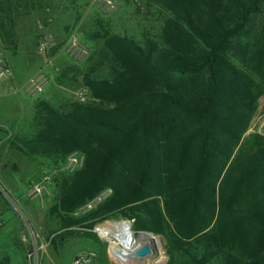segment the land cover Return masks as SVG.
<instances>
[{"label": "trees", "instance_id": "1", "mask_svg": "<svg viewBox=\"0 0 264 264\" xmlns=\"http://www.w3.org/2000/svg\"><path fill=\"white\" fill-rule=\"evenodd\" d=\"M144 1L163 14L157 40L100 25L88 38L101 39L109 75H83L85 103H38L40 129L12 144L59 165L84 155L58 181L62 236L89 237L120 214L163 238L166 264H264V134L246 136L264 97V0ZM45 2L0 0L5 49L17 46V20Z\"/></svg>", "mask_w": 264, "mask_h": 264}, {"label": "rangeland", "instance_id": "2", "mask_svg": "<svg viewBox=\"0 0 264 264\" xmlns=\"http://www.w3.org/2000/svg\"><path fill=\"white\" fill-rule=\"evenodd\" d=\"M115 1L117 7L107 10L101 4V0H46L44 9L30 14L44 28L27 18L19 21L22 50L31 46L33 34L38 32L54 36L55 43L52 46L54 53L61 51L64 43L74 33L82 43L87 45L90 53L82 62L73 60L63 50V53L74 61L69 59V62L77 66L72 85L75 88L73 103H81L76 96L78 90H82L87 95L85 102L90 100L83 85L84 74L91 72L92 77H106L110 72L108 62L101 54V39L90 40L88 34H97L102 25L113 33L134 38L141 45L145 42V36L153 40H157L159 36L163 22V14L159 6L144 0ZM8 58L12 68L11 74L12 72L13 74L0 80V90L4 91V94H0V124L11 125L15 119L27 118L33 114L29 108L25 113L19 110V104L30 102L19 88L25 83L22 81L19 83V80L25 79V75L32 73L37 63L41 61L42 64L44 54L42 52L40 56L33 58L31 64H22L11 54H8ZM12 77L19 85L11 82ZM59 80L63 82L65 77L61 74ZM39 129L36 123V129L21 126L19 135L9 128L0 130V186L5 191L2 195L0 194V215L5 214L7 222L4 224L3 220H0V264H28L27 252L35 243L45 245L40 254L41 264H73L75 258L83 253L94 256L89 264H122L119 260L111 258L108 241L97 232L100 225L113 222H127L132 226L133 221L120 214L111 215L104 221L96 223L91 231L93 234L89 237L81 234L89 230H80L79 234L74 236H62L65 229L61 228L60 219L56 213H52L58 198V181L79 170L84 164V155L73 152L63 165H59L60 163L57 164L58 162L51 158L26 156L12 144L17 143V139L31 138L35 135L34 130ZM251 133L264 134V97L258 101L256 115L246 136ZM70 156L77 160V163L71 167L68 166ZM44 177H49V180L44 183L46 190L42 195L31 193L30 186L42 182ZM110 193L111 189H105L89 204L76 210L73 215L84 214L107 198ZM88 205L92 207L88 209ZM131 231L137 245L148 243L146 238H142L143 232ZM154 238L157 239L153 242L154 244L148 243L153 254L137 259L136 264L167 263L168 256L163 238L161 236H154Z\"/></svg>", "mask_w": 264, "mask_h": 264}, {"label": "crops", "instance_id": "3", "mask_svg": "<svg viewBox=\"0 0 264 264\" xmlns=\"http://www.w3.org/2000/svg\"><path fill=\"white\" fill-rule=\"evenodd\" d=\"M24 18H27V19L33 20L34 22L39 23L33 15L22 17L17 20L16 33L18 36V42H17V46L14 51L5 49L0 41V50H1L0 56L5 57L7 61L9 62V64H10V60L8 58V54H11L15 58H17V60L22 64L24 63L31 64L30 62L33 61V58L40 56V54L42 53L37 50V46H36L37 45L36 39L38 35H42L41 32L33 34L31 46L22 50L21 43H20V31L18 28H20L19 21ZM40 27H43V26L40 24ZM50 51L48 53H43L44 61L42 62V64H41V61L37 63V65L35 66V70L32 73L25 75L26 77L25 79L19 80V83L22 81L26 84L27 81L31 77L37 74L43 75L47 80V85L43 93L36 95L34 97L28 95L22 89L25 84L23 86L21 85L19 86L20 90H22L23 93L27 96V98L30 99V102L26 101L24 103L19 104V110L22 111V113H25L26 109L29 108L33 111V114L30 116L28 115L29 117L27 118H22V117L17 118L14 120V122L11 125H8L5 123L0 124L1 128H9L13 130L15 134L19 135L18 134L19 130L21 126L23 125L26 126L28 129H32V128L36 129V123H37L36 122V112H37L38 103L45 102L54 108L62 109V110L68 109V107L71 104H73L75 88L72 85H73L74 72L76 70L75 68L77 66L76 64H71L69 62L70 58L65 53H63L64 52L63 48H61V51L57 53H54V48ZM10 67H11V64H10ZM79 67L80 66L78 65V68ZM12 74L10 76H12ZM61 74L63 75V77H65V80L63 82L62 80L61 81L59 80V75ZM10 80L11 82L14 83V85L18 84L17 82H15L16 79L14 77H12ZM80 80H82V78H80ZM17 91L18 89L15 90V93ZM79 91H82V90H78V92ZM0 94H4V91L0 90ZM34 131H35V134L38 132L36 130ZM4 215H0V218H1L0 220H3L4 224H6L7 222L5 220L6 218L4 217Z\"/></svg>", "mask_w": 264, "mask_h": 264}, {"label": "built area", "instance_id": "4", "mask_svg": "<svg viewBox=\"0 0 264 264\" xmlns=\"http://www.w3.org/2000/svg\"><path fill=\"white\" fill-rule=\"evenodd\" d=\"M101 4H103L104 8H106L107 10H113L117 7V3L115 0H101ZM36 43L39 51L43 53H48L55 43V38L51 34H42L38 36ZM63 50L68 54L69 57L78 62H82L85 58H87L90 53V50L88 49L87 45L82 43L79 37L75 35V33L72 34L67 40V42L64 44ZM10 75L11 67L9 62L5 57L0 56V80L7 78ZM46 85V78L41 74H37L27 81L23 89L28 95L34 97L43 93ZM76 96L78 101H80L81 103L87 100V96L82 91L77 92ZM68 162V166L71 167L75 163H77V160L73 158V156H70L68 158ZM48 180L49 177H44L42 182L32 184L30 186V192L36 193L37 195L41 196L42 193L46 190L44 183H47ZM4 192L5 191L0 186V194L2 195ZM91 207L92 205H88V209H90ZM44 248L45 245H38L37 243H35L32 248L27 252L28 264H41L40 254L42 253ZM93 257L94 256L89 253L80 254L75 258L73 264H89L92 261Z\"/></svg>", "mask_w": 264, "mask_h": 264}, {"label": "bare ground", "instance_id": "5", "mask_svg": "<svg viewBox=\"0 0 264 264\" xmlns=\"http://www.w3.org/2000/svg\"><path fill=\"white\" fill-rule=\"evenodd\" d=\"M131 230V225L128 228L126 222L102 224L97 228L99 235L109 243L111 258L122 264H136L137 259L129 255L138 246ZM142 238H146L149 244L157 241L152 236L142 235Z\"/></svg>", "mask_w": 264, "mask_h": 264}, {"label": "water", "instance_id": "6", "mask_svg": "<svg viewBox=\"0 0 264 264\" xmlns=\"http://www.w3.org/2000/svg\"><path fill=\"white\" fill-rule=\"evenodd\" d=\"M118 223H121V222H118ZM127 227L130 228V224L129 223H127ZM143 235L152 236V238H154V236L151 233H143ZM152 254H153L152 250H151V248H150L148 243L136 246V248L133 249V251H131L129 253V255L132 258H135V259L146 258V257H148V256H150Z\"/></svg>", "mask_w": 264, "mask_h": 264}]
</instances>
